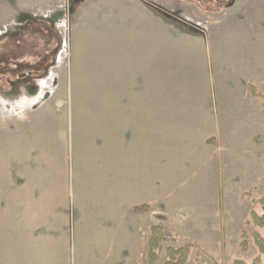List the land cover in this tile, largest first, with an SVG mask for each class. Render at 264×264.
Segmentation results:
<instances>
[{
	"label": "rangeland",
	"instance_id": "374dc122",
	"mask_svg": "<svg viewBox=\"0 0 264 264\" xmlns=\"http://www.w3.org/2000/svg\"><path fill=\"white\" fill-rule=\"evenodd\" d=\"M131 3L132 23L122 27L115 18L116 32H72L65 7L56 33L46 35L50 59L42 70L2 74L0 264H113L114 242L123 245L121 231L114 238L111 177L121 150L111 147L105 108L136 102L126 94L137 87L81 68L76 76L85 44L97 47L90 50L102 64L96 72L135 57L144 90L131 105L162 110L157 173L169 218L156 223L165 239L155 235V247L148 231L137 264H250L258 257L253 234L264 238V230L250 215H264V120L238 102L248 81L264 95V0ZM12 35L0 26L7 70ZM15 35L25 49V36ZM215 131L227 142L221 191L202 142ZM219 211L221 241L213 227Z\"/></svg>",
	"mask_w": 264,
	"mask_h": 264
},
{
	"label": "crops",
	"instance_id": "0c3cea01",
	"mask_svg": "<svg viewBox=\"0 0 264 264\" xmlns=\"http://www.w3.org/2000/svg\"><path fill=\"white\" fill-rule=\"evenodd\" d=\"M131 2L132 0H0V26H9L12 33L14 32L11 38L9 71L3 69L6 63L0 61V78L4 71L15 72L20 76V74L27 75L42 70V66L50 59L48 53L45 52V40L49 37L46 35L54 34L56 31L54 24L61 18L62 10L65 7L71 18L72 32H116L121 30L118 28L120 21L115 18L119 16L123 18V24L120 25L122 27L125 23H132ZM133 26L135 25L133 24ZM20 32L25 36L24 41L27 45L23 50L22 42L15 35ZM95 48L97 47L92 48L91 44L83 46V61H80L75 69V75L80 73L81 68L89 75L106 73L107 76L103 78L107 80H128L132 82V86L137 88H128L126 96L137 97L138 101V97L143 96L144 89L141 84L142 78L137 72L138 65L135 57L127 63L109 62L104 64V66L106 65L105 72H96V69L102 64L98 61L96 63L92 58L93 53L90 50ZM88 55H90L89 59L86 58ZM92 78L94 77H86V79ZM250 85L251 83L248 81V88ZM245 90V102L243 101V104L238 102V104L243 106L246 102L249 103L251 107H254L253 113L260 114L264 120V109L260 100L253 97L249 89ZM136 102L113 104L105 108L111 147L114 152H117V149L121 150L119 159L114 160L118 163L114 165L111 177L112 221L116 226L114 238L118 241L121 231L123 245L114 242L113 264H137L140 249L148 234V228L152 225L156 226L164 214L169 218L168 213L161 208L162 177L157 173L163 156L162 129L157 127L159 114H162V110L157 107L148 109L141 104L131 105ZM252 103L254 104L252 105ZM97 108L99 107H95V109ZM90 111L100 112L99 110ZM153 120L155 126L148 128L147 123L150 121L152 124ZM218 129L222 130L220 127ZM217 132L208 133L202 142L204 158H206L208 166L213 162L217 177L215 182L217 189L221 191L223 171L221 161L226 157L227 142L225 137ZM203 165H205V161ZM223 202L222 197L219 202L220 209L221 206L224 207ZM220 212L222 211H219L218 222L213 226L218 241H221L222 234L225 233ZM137 238L141 240V247L136 245V242L139 241ZM132 252L133 256H131ZM261 264H264V255L261 256Z\"/></svg>",
	"mask_w": 264,
	"mask_h": 264
},
{
	"label": "trees",
	"instance_id": "16d2710c",
	"mask_svg": "<svg viewBox=\"0 0 264 264\" xmlns=\"http://www.w3.org/2000/svg\"><path fill=\"white\" fill-rule=\"evenodd\" d=\"M249 90H250V94L253 97H257L261 100L262 102L261 106L264 109V95L256 94L253 87H249ZM250 221L256 228L264 230V215L257 216L256 214L251 213ZM148 231L150 232V235H151L150 241L152 242L153 247H155L157 243L155 235L160 234L161 240L165 239V235L163 234V228L159 226L152 225L148 228ZM253 240L255 242L256 247L258 248V257H256L250 264H261L260 257L264 255V238H262L259 234L255 233L253 234ZM184 251L186 252V250ZM232 264H245V263L237 260V261H234Z\"/></svg>",
	"mask_w": 264,
	"mask_h": 264
},
{
	"label": "built area",
	"instance_id": "2783aa9c",
	"mask_svg": "<svg viewBox=\"0 0 264 264\" xmlns=\"http://www.w3.org/2000/svg\"><path fill=\"white\" fill-rule=\"evenodd\" d=\"M65 29V28H64ZM65 46H66V44L63 42V44H62V48L64 47L65 48Z\"/></svg>",
	"mask_w": 264,
	"mask_h": 264
}]
</instances>
